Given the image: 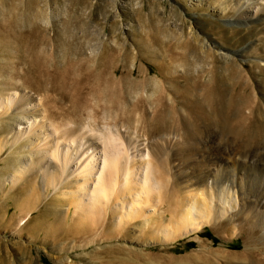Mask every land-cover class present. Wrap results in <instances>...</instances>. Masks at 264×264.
Here are the masks:
<instances>
[{
  "label": "rangeland",
  "instance_id": "374dc122",
  "mask_svg": "<svg viewBox=\"0 0 264 264\" xmlns=\"http://www.w3.org/2000/svg\"><path fill=\"white\" fill-rule=\"evenodd\" d=\"M219 3L238 6L239 0H0V102L26 99L38 109L33 118L26 113L28 124L9 110L0 112V264H239L252 251L255 264L264 259L263 241L253 233L260 243L254 247L244 221L240 231L227 222L179 231L187 198L174 180L173 154L154 130V101L160 98L163 108L177 107L165 109L174 128L161 133L170 134L165 141L177 139L179 156L192 159L206 148L224 157L240 153L227 129L211 135L205 126L200 138L182 140L195 110L181 103L177 89L195 67L218 71L220 90L236 100V111L264 121V17L256 25H227L221 19L233 11L224 13ZM130 70L134 75L127 79ZM29 124L51 126L63 138L114 141L121 149L132 135L158 144L164 150L156 163L151 160L170 183L167 197L157 198L166 216H157L156 224L152 211L129 217L114 197L102 216L77 211L73 198L87 205L91 197H81L85 191L74 177L60 182L53 168V179L36 169L45 160L35 144L49 139L34 134L32 143L25 141ZM15 133H22L20 141Z\"/></svg>",
  "mask_w": 264,
  "mask_h": 264
},
{
  "label": "bare ground",
  "instance_id": "6f19581e",
  "mask_svg": "<svg viewBox=\"0 0 264 264\" xmlns=\"http://www.w3.org/2000/svg\"><path fill=\"white\" fill-rule=\"evenodd\" d=\"M219 5L224 13L225 11L229 12L230 9L233 11L231 14H223L224 18L221 19V23L227 25L231 24L237 27L248 24L256 25L264 17V0H239L238 6H234V4L222 5V3ZM234 10H237L238 13L241 11L242 14L237 15L238 13ZM245 51L246 49L238 51L237 55ZM116 73L117 71L114 72V75ZM133 75L134 70H130L127 73V79ZM204 75L210 77L208 82L203 80ZM217 79H220V73L214 69L205 71L195 67L194 70L184 75L185 83L183 87L177 89L180 95L178 96L182 99L181 103L185 107L190 106V109L195 110L194 114L189 115L190 118L194 117L195 121L193 123H187L190 120L186 122L182 140L189 141L196 137L200 138L206 129L205 126L211 128V135H214L212 131L220 135L222 131L220 132L219 129H227L234 136L233 140L236 141L240 149V153L236 156H232L230 153L226 157L222 154L211 155L206 146V149L203 150L205 153L193 156L192 159H184L179 156L180 151L175 150L176 145L174 144V142H178L175 141L177 139L175 137L174 139L168 138L166 141L164 139L171 137L170 134L169 136L165 135L170 132L171 128H174V125H171V121L174 119L168 118L167 110L165 112L168 107L164 106L163 108L160 101L162 99L158 98L154 101L155 134L159 136L157 138L159 140L164 136L160 141H163L162 144H165L167 151L171 152L174 157V180L184 189L186 194L184 195L187 198L181 205L183 214L177 226L180 232L184 231L187 234L190 230L191 232L200 230L204 225L222 227L224 222H227L236 231H240L244 228V221L248 226L244 230L251 243L257 242L254 247L260 243L253 233L259 234L260 240L263 241L260 246L264 247V121L255 118L246 111L245 113L248 115L238 113L234 108L236 100L220 90ZM128 84L132 87L134 82L130 80ZM142 85L145 89L150 87L149 79L144 78ZM154 91L158 90L156 91L154 88ZM110 97L113 98L111 95ZM10 98L5 100L6 103L0 102V112L9 110L10 113L18 115L17 120L25 121L28 124L25 116L26 113L31 112V118H33L35 111H38L34 108L35 103L31 104L24 101L26 99H22L23 101L16 104V98L15 100ZM15 104L16 106H14ZM38 105L37 103L36 107H39ZM29 106L32 109L26 110ZM170 106L169 112L177 108ZM179 113L177 115L179 121H186L184 116ZM198 121L201 122V125L196 126ZM160 125L162 126L159 128ZM45 126L46 124L40 127L29 124L24 131L25 141L32 143L30 138L34 134H36V140L41 139L46 142L49 139L45 145L39 146V141L35 144L39 151L34 149V152H38V157L45 160L44 164H36V169L43 171L45 178L50 175V178L53 179V174L49 172L53 168L60 182L66 177H74L76 185L79 183V189L85 191L81 197L85 194L91 197L87 205H84L79 198H73V203L78 208L77 211L91 210L94 214H103L104 206L108 204V198L114 197V204L122 205L121 209L126 208L129 217L145 216L146 211H152L153 216L151 217L156 224L159 218L157 216L162 214L161 220L166 216L161 213L160 201L157 198L167 197L170 192L168 193L166 188L170 183L168 184L169 181L167 182L163 178L151 160V157H154V163H156L159 151L164 150L159 148L158 144L154 142V147H152L150 141L149 143L146 139L136 138L132 135L124 148L121 149L114 141L103 144L101 139L91 135H80L76 139L63 138L51 126ZM165 127L169 128L166 133L162 134L161 131ZM21 134H14L15 141L21 140ZM205 139L208 140V136L204 138V141H206ZM224 148L227 150L226 147ZM248 149L252 150L248 151ZM145 155L150 157L151 162L144 159ZM29 167L31 168V166ZM91 185H94L92 190L88 187ZM162 194L165 195L162 196ZM197 198L200 199L201 204L198 203L199 199ZM232 198H235V205L232 204ZM139 206L140 208H138ZM151 217L148 218L151 219ZM159 225L158 227H161L164 224ZM96 229L98 228L95 227L93 230ZM245 236L244 239H247ZM251 253L248 259L239 262V264H255V255L253 254H256V251ZM257 264H264V259H257Z\"/></svg>",
  "mask_w": 264,
  "mask_h": 264
}]
</instances>
